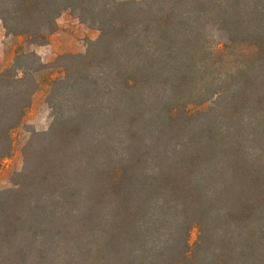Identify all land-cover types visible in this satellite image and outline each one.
I'll return each instance as SVG.
<instances>
[{
    "label": "trees",
    "instance_id": "16d2710c",
    "mask_svg": "<svg viewBox=\"0 0 264 264\" xmlns=\"http://www.w3.org/2000/svg\"><path fill=\"white\" fill-rule=\"evenodd\" d=\"M66 12L100 32L84 53L0 71L1 166L62 69L0 189V264H264V0H0L29 45Z\"/></svg>",
    "mask_w": 264,
    "mask_h": 264
},
{
    "label": "crops",
    "instance_id": "0c3cea01",
    "mask_svg": "<svg viewBox=\"0 0 264 264\" xmlns=\"http://www.w3.org/2000/svg\"><path fill=\"white\" fill-rule=\"evenodd\" d=\"M57 23L58 30L49 37L48 44L43 46L29 45L23 37L7 35L3 25L0 24V71L13 64L17 51L21 47L27 51L36 52L41 57L42 62L48 65L55 62L61 54L83 53L85 50V38L89 40L97 39V37H90L94 29L81 23L70 12L62 14ZM39 75L44 76L42 84L49 89V83L59 74L51 72V68H48L39 72L36 77Z\"/></svg>",
    "mask_w": 264,
    "mask_h": 264
},
{
    "label": "rangeland",
    "instance_id": "374dc122",
    "mask_svg": "<svg viewBox=\"0 0 264 264\" xmlns=\"http://www.w3.org/2000/svg\"><path fill=\"white\" fill-rule=\"evenodd\" d=\"M99 35L100 32L94 29L90 37L98 38ZM87 40L88 38H85L84 40V44H85L84 52L86 51ZM51 72H56L57 74H59L58 76H56L57 78L62 74V69L54 68L51 69ZM43 77H44L43 75H39L38 77H36L38 82V89L35 95L33 96L32 106L30 107L29 111L24 117L22 124L12 133V143H13L12 153L8 158L2 161L0 166V189H6L12 187L13 185L12 182L15 175L18 172H20L23 167L22 150L25 144L27 143V141L30 139L32 133L34 131L46 130L50 125L51 112L46 103V97L49 89H47V86L42 84ZM51 82L49 83V85L51 84ZM197 238H198V231L193 230L190 236L191 245H194Z\"/></svg>",
    "mask_w": 264,
    "mask_h": 264
}]
</instances>
